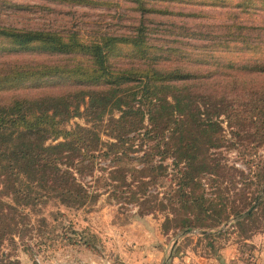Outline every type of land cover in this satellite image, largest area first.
<instances>
[{
    "label": "rangeland",
    "instance_id": "1",
    "mask_svg": "<svg viewBox=\"0 0 264 264\" xmlns=\"http://www.w3.org/2000/svg\"><path fill=\"white\" fill-rule=\"evenodd\" d=\"M0 21L15 27L74 30L85 41L98 34L132 35L140 30L152 50L168 43L181 50L177 60L195 67L224 59L239 64L249 56L264 59V4L254 1L142 0L139 6L136 0H0ZM156 51L163 66L171 62H165V52ZM15 57L28 62L73 60L32 51ZM242 72L235 73L239 81L234 90L263 85L262 74ZM76 87L65 75L31 79L18 89L0 92V99L73 92ZM155 92L164 98L165 89ZM212 121L222 136L202 139L193 188L179 192L175 169L184 165L151 150L165 143V128L173 127L165 122V107H151L150 119L144 115L128 133L130 139L119 151L121 160L94 152V168L84 178L90 190L97 189L92 204L67 209L49 201L35 212L25 211L28 232L22 239L7 237L1 253L13 254L21 264H177L173 258L181 259L186 252L217 264L249 262L253 250L263 249L257 245L264 243V139L245 121L236 126L224 114L212 116ZM75 125L90 127L91 123L75 116L62 126L69 130ZM100 137L110 141L104 133ZM124 169L131 175L112 183L109 173ZM99 178L103 180L98 184ZM215 216L227 220L213 229ZM165 218L179 224L184 220L192 228L177 232L176 237L171 232L165 235L160 226Z\"/></svg>",
    "mask_w": 264,
    "mask_h": 264
},
{
    "label": "trees",
    "instance_id": "2",
    "mask_svg": "<svg viewBox=\"0 0 264 264\" xmlns=\"http://www.w3.org/2000/svg\"><path fill=\"white\" fill-rule=\"evenodd\" d=\"M136 1L140 6L142 0ZM241 1L264 4V0ZM166 44L152 50L140 30L132 35L98 34L85 41L74 30L15 27L0 21V92L18 89L31 79L60 75L78 86L73 92L0 99V264H21L13 254L1 253V247L7 237L22 239L28 232L25 211L35 212L49 201L67 209H80L95 201L97 189L90 190L84 181L94 168V152L118 160L119 151L130 139L128 133L144 115L150 119L151 107H165V122L173 125L165 128V143L160 145L164 151L158 143L151 150L184 165L175 169L179 192L197 185L202 139L220 138L212 116L224 114L235 125L245 121L247 128L264 139V59L249 56L239 64L224 59L195 67L177 60L181 50ZM156 50L165 52V62H171L163 66ZM31 51L73 60L28 62L15 57ZM124 58L133 62L119 60ZM242 70L262 74L263 85L234 90L239 81L235 73ZM133 78L135 84L130 82ZM83 87L87 89H80ZM157 89H165L164 98L157 97ZM75 116L84 117L91 126L65 129L64 122ZM101 133L110 141H103ZM126 173L130 172L112 171L109 179L112 183L124 180ZM231 212V216L236 213ZM215 217L213 229L227 220ZM179 223L165 218L160 226L172 237L192 228L184 220Z\"/></svg>",
    "mask_w": 264,
    "mask_h": 264
},
{
    "label": "crops",
    "instance_id": "3",
    "mask_svg": "<svg viewBox=\"0 0 264 264\" xmlns=\"http://www.w3.org/2000/svg\"><path fill=\"white\" fill-rule=\"evenodd\" d=\"M253 241H256L255 238ZM174 245V243H173ZM260 246L263 249H259L256 248V250H253V257L250 258L249 262H244L243 264H264V258L261 257L262 256V252L264 250V243L261 245H257V247ZM226 249H222L223 252H225ZM168 254V253H167ZM187 256H183L181 259H177V258H173V260L177 261V264H181V261H183L182 263H187V264H217L215 263L214 260H212L211 258H204V257H195L192 254H189L188 252H186ZM179 255H182L181 253H179ZM235 256H231L230 258H234ZM171 264H174L173 262ZM228 264V263H225ZM242 264V263H239Z\"/></svg>",
    "mask_w": 264,
    "mask_h": 264
}]
</instances>
